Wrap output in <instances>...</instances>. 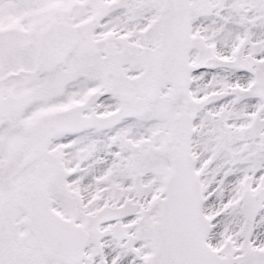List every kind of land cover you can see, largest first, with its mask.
Here are the masks:
<instances>
[{
    "label": "snow or ice",
    "instance_id": "6c2138e0",
    "mask_svg": "<svg viewBox=\"0 0 264 264\" xmlns=\"http://www.w3.org/2000/svg\"><path fill=\"white\" fill-rule=\"evenodd\" d=\"M0 264H264V0H0Z\"/></svg>",
    "mask_w": 264,
    "mask_h": 264
}]
</instances>
